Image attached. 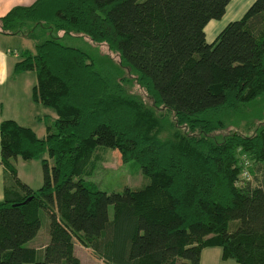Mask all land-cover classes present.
Wrapping results in <instances>:
<instances>
[{
	"label": "trees",
	"instance_id": "16d2710c",
	"mask_svg": "<svg viewBox=\"0 0 264 264\" xmlns=\"http://www.w3.org/2000/svg\"><path fill=\"white\" fill-rule=\"evenodd\" d=\"M229 1L34 0L0 16L3 35L30 21L103 44L135 69L151 102L77 48L44 39L20 52L10 78L33 72L30 99L55 118L42 137L0 120V264H82L75 243L98 260L84 264H198L205 247H218L222 260L264 264V123L218 139L223 123L203 117L238 110L264 92V0H252L205 41L204 25ZM96 147L136 162L148 182L97 189L85 178ZM17 157L39 159L38 188L17 177ZM40 211L47 242L25 246Z\"/></svg>",
	"mask_w": 264,
	"mask_h": 264
},
{
	"label": "rangeland",
	"instance_id": "374dc122",
	"mask_svg": "<svg viewBox=\"0 0 264 264\" xmlns=\"http://www.w3.org/2000/svg\"><path fill=\"white\" fill-rule=\"evenodd\" d=\"M251 1L252 0H232L229 5L226 6L227 8L225 9V12L220 18L210 19L203 27L205 41L208 43L211 42L227 22L235 18L238 19ZM31 23L32 22L30 21H26L17 28V35L25 38L24 48L32 50L35 43H39L44 39H53L63 45L77 48L91 57L95 68L98 71L116 72L117 75L126 79L125 88L130 93H134L136 96L138 95L146 104H151L150 99L145 95L136 82L135 69L120 62L117 59V56L109 52L103 44L93 43L82 35L70 34L66 31H57L44 24ZM13 46L18 49L20 48L17 42H15ZM25 75L32 77V80L22 81L19 79V87L13 88L14 95L12 97H14L15 100L19 98L22 101L25 100L27 103H31V100L29 99V88L31 82H34L33 72L28 71ZM7 88H10L9 84H6L5 86L2 85L3 90ZM6 93L9 94L8 92ZM3 94L5 93L3 92ZM11 104L12 101L10 100L8 103L5 102V106L2 107V110L6 115H16V106L11 108ZM43 107L44 106L41 104L34 103L31 104L30 108L26 107L25 112H28L30 117L41 115L42 109L49 110L52 115L54 114L52 110ZM159 111V108L155 110L156 113H159ZM203 117L212 121L220 120L223 123L224 129L214 132L217 134V136H215L218 139L228 131H238L249 135L253 133V131H257V129L264 123V92L238 110L225 109L217 114H204ZM166 119L171 121V115L168 114ZM52 120L53 119L49 116H43L41 121H39V124H36L37 122L35 120L28 121V123L35 128H38L40 126L44 127L45 125H51ZM18 122L23 126H27L24 125L26 123L24 119H20ZM167 134L168 127L165 126L160 132V136H166ZM41 157L46 158L51 164V159L47 157L46 153H43ZM19 159L22 164L18 166L14 165L15 171L17 168L21 180L26 181L30 187L33 189L38 188L41 184V166L39 159ZM85 171V178L92 182L97 189L104 192H119L124 187L138 188L148 182V178L142 174L141 169L136 162L132 160L121 162L119 152L116 149L106 147H96L91 157L90 164L86 166ZM107 213L108 217L111 218V205H108ZM47 221V215L43 211H40V227L36 235L24 244L25 246L40 247L47 242ZM231 226L232 224H230V228ZM73 252L82 264L98 262L90 250L77 243H75Z\"/></svg>",
	"mask_w": 264,
	"mask_h": 264
},
{
	"label": "crops",
	"instance_id": "0c3cea01",
	"mask_svg": "<svg viewBox=\"0 0 264 264\" xmlns=\"http://www.w3.org/2000/svg\"><path fill=\"white\" fill-rule=\"evenodd\" d=\"M33 1L34 0H0V16L3 15L10 7L14 5H28L32 3ZM231 1L232 0H230L226 6H228ZM24 39L25 38L20 37L18 35L0 34V120L1 119H12L18 124H20L18 121L20 119H24L26 121L24 125H27V127L31 128L37 137H42L45 133L44 127L40 126L38 128H35L34 126L30 125L28 121L35 120L37 122L36 124H39V121H41L43 116H49L52 119H54L55 114L52 115V113H50L49 110L42 109L41 115H34L30 117L29 113L25 112V108L26 107L30 108L31 104H34V102L30 101L31 103H27L25 100L22 101L19 98L15 100L14 97H12L14 95L13 88L19 87V79H21L22 81L32 80V77H29V75H25L27 72L19 73L13 79L10 78V73H11L13 63L18 60L20 52L27 49V48H24L25 47ZM15 42L19 44L20 46L19 49L13 46ZM33 83L34 82H31L30 85L32 86ZM6 84H9L10 88L3 90L2 85L5 86ZM30 88H29V99H30ZM3 92L5 94H3ZM6 92H8L9 94H7ZM10 100L12 101L11 108H14V106H16L15 107L16 115L14 114L6 115L4 111L2 110V107L5 106V102L8 103ZM43 108H46V107H43ZM19 160L20 159L17 157L14 160V165H17V166L21 165L22 163ZM16 173H17L18 178L21 180L17 172V168H16ZM5 176H6V173L4 171L2 164L0 163V199L3 196V182H4ZM21 181L28 185L26 181L24 180H21ZM74 248H75V245H74ZM198 264H236V263L232 260H222L220 258V249L218 247H205L200 251Z\"/></svg>",
	"mask_w": 264,
	"mask_h": 264
},
{
	"label": "built area",
	"instance_id": "2783aa9c",
	"mask_svg": "<svg viewBox=\"0 0 264 264\" xmlns=\"http://www.w3.org/2000/svg\"><path fill=\"white\" fill-rule=\"evenodd\" d=\"M241 176L244 177V178H248L249 177L248 172H247V170L245 168L242 170Z\"/></svg>",
	"mask_w": 264,
	"mask_h": 264
}]
</instances>
